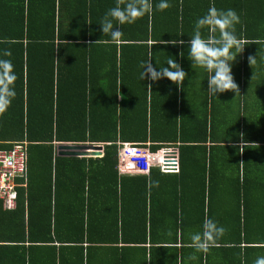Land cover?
<instances>
[{"label":"trees","instance_id":"16d2710c","mask_svg":"<svg viewBox=\"0 0 264 264\" xmlns=\"http://www.w3.org/2000/svg\"><path fill=\"white\" fill-rule=\"evenodd\" d=\"M115 2L0 0V56L12 52L18 76L0 148L28 142L26 187L12 210L0 199V264H35L37 253L38 264H125L131 244L190 243L205 215L227 229L222 249L245 244L254 258L244 252L237 263L254 264L264 256V110L244 104L232 116L207 81L141 80L140 64L151 57L159 70L173 57L188 72L184 47L213 3L238 13V37L264 41V0H167L168 10L117 25L118 45L99 24ZM260 45L264 52L249 44L234 62L246 84L247 47ZM117 141L178 143L179 171L119 175ZM60 142L103 143V155H55ZM244 142L255 144L241 153ZM149 177L158 188L149 190ZM95 244L111 247L101 257Z\"/></svg>","mask_w":264,"mask_h":264},{"label":"clouds","instance_id":"9594fccd","mask_svg":"<svg viewBox=\"0 0 264 264\" xmlns=\"http://www.w3.org/2000/svg\"><path fill=\"white\" fill-rule=\"evenodd\" d=\"M170 6L167 0H160L155 6L152 0H116L115 6L104 14L99 24L104 36L110 37L111 41L118 45L123 37V32L118 29L117 25L134 24L145 15L151 16L154 7L155 10L165 11ZM240 23V16L235 10H220L213 3L194 25L193 33L188 41V59L191 61L193 69L202 68L209 74L207 91L211 96L217 97L218 93L229 91L235 93L236 97L240 96L239 85L235 82L232 74V64L244 52L246 45L264 43L261 40L247 41L238 37L236 25ZM171 43L176 44L177 42L173 40ZM179 43L184 44L185 41L180 40ZM180 55L183 57L184 53L181 52ZM11 56L12 52L8 49H5L0 56V116L8 111L17 96L16 82L18 76L15 65L11 59H8ZM248 61L253 68L257 64L255 56H249ZM165 63L168 65L167 67L159 66V70H157L151 63V57L147 61L141 62L140 79L145 80L147 78L152 81H159L167 78L178 87L183 88L188 73L173 57H168ZM254 78L255 73L252 79ZM147 87L152 90L151 84ZM249 144L255 143H241L239 151L243 153ZM147 186L149 190L152 187L158 188L159 181H154L149 177ZM226 232L225 227L205 215L201 231L190 235L188 247L192 248L194 253L189 259L196 260V253L207 254L211 249L218 247L219 241ZM254 264H264V256L257 257Z\"/></svg>","mask_w":264,"mask_h":264},{"label":"crops","instance_id":"0c3cea01","mask_svg":"<svg viewBox=\"0 0 264 264\" xmlns=\"http://www.w3.org/2000/svg\"><path fill=\"white\" fill-rule=\"evenodd\" d=\"M166 28L173 29L172 26L166 27ZM184 48L188 50L189 47H184ZM257 48L262 53H264L262 50L263 48L262 45H260ZM247 49H248L247 53H245L247 61H248L249 56H255L257 58V64L255 65L254 68L250 66L249 64L250 69L252 70L251 71L252 74L250 73L248 80H247L248 82L247 84L245 83V77H247L248 75H246V73L245 74L242 73L238 69L239 68L238 65H235L234 63L232 64V74L234 76L235 82L239 85L241 95L236 97V94L231 91L217 94L220 98H222V101L225 100V102L223 101L224 105L228 106V109L231 112H233L232 116H235V117L237 116V113L238 115L242 114V108L244 107V104H247L253 110H259V109L264 110V73H262L261 70L258 69V66L260 65H263L262 67H264V63L261 62L262 58L260 57L263 54L259 52L256 48L247 47ZM185 59H186V63L189 66V69L187 72L189 73L188 75L189 78L198 77L199 80H197L195 84L198 87H203L205 85L203 81L205 82L207 81L209 74L207 73L206 70L202 68L193 69L191 67V61L188 59V54L185 56ZM166 60H163L162 62L165 63ZM237 60H238V57H237ZM164 66L166 67L168 65H164ZM254 71H260L261 74L257 75ZM254 73H255V78L252 79ZM257 76H259V79L257 78ZM194 79H197V78H194ZM191 81H193V79ZM191 87H192V84L187 85V88H191ZM118 100H120V96H118ZM232 116H230V118H232ZM61 143L73 144L70 142L56 143V149L54 153L55 155H57V146ZM83 144H90V143L84 142ZM100 156H77V157H100ZM118 174L119 175H141V174H120L119 172ZM23 187H26V186H23ZM188 245L189 243L183 246L177 245L175 249L174 248L175 246L172 244H155V245H150L147 243L146 244H131L127 246L129 248L130 255H129L127 262H125V264H238L237 257L240 255H242L243 257L244 252L247 255V259L249 262L253 260L254 258L253 257L254 251H252L251 249H247V250L245 249L247 245L241 244L240 246H238V245L229 244V245H224L227 249H222L223 246L219 245L218 247L211 249L209 253L207 254L196 253L197 259L190 260L189 257L194 253V250L188 247ZM94 247L96 248L97 251H99V249L109 248L111 246L95 244ZM99 252H100L101 257L105 255L103 254V250ZM39 256L40 255H38V253L35 255L34 254L32 255V258L35 261V264L39 263V259H40ZM102 264H105V263H102Z\"/></svg>","mask_w":264,"mask_h":264},{"label":"built area","instance_id":"2783aa9c","mask_svg":"<svg viewBox=\"0 0 264 264\" xmlns=\"http://www.w3.org/2000/svg\"><path fill=\"white\" fill-rule=\"evenodd\" d=\"M28 142L14 143L10 148H0V199L6 209L16 207L17 187L26 186L28 167ZM102 146L103 143H90ZM117 164L120 174L148 175L151 168L163 173L179 171L178 143H161L153 150L150 141H117ZM23 179V181H19Z\"/></svg>","mask_w":264,"mask_h":264},{"label":"water","instance_id":"95a60500","mask_svg":"<svg viewBox=\"0 0 264 264\" xmlns=\"http://www.w3.org/2000/svg\"><path fill=\"white\" fill-rule=\"evenodd\" d=\"M57 155L60 156H100L102 146L96 144L83 143H61L57 146Z\"/></svg>","mask_w":264,"mask_h":264}]
</instances>
